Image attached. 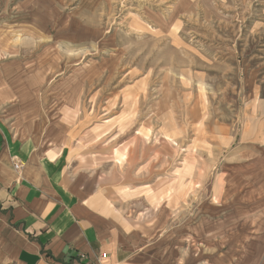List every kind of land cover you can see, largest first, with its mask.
<instances>
[{
    "label": "rangeland",
    "instance_id": "rangeland-1",
    "mask_svg": "<svg viewBox=\"0 0 264 264\" xmlns=\"http://www.w3.org/2000/svg\"><path fill=\"white\" fill-rule=\"evenodd\" d=\"M0 119L165 261L264 264V0H0Z\"/></svg>",
    "mask_w": 264,
    "mask_h": 264
},
{
    "label": "crops",
    "instance_id": "crops-1",
    "mask_svg": "<svg viewBox=\"0 0 264 264\" xmlns=\"http://www.w3.org/2000/svg\"><path fill=\"white\" fill-rule=\"evenodd\" d=\"M52 144L0 119V264H177L71 171L67 145Z\"/></svg>",
    "mask_w": 264,
    "mask_h": 264
},
{
    "label": "built area",
    "instance_id": "built-area-1",
    "mask_svg": "<svg viewBox=\"0 0 264 264\" xmlns=\"http://www.w3.org/2000/svg\"><path fill=\"white\" fill-rule=\"evenodd\" d=\"M20 167V165L18 164V165H16V168H19ZM107 256V254H103V257H106Z\"/></svg>",
    "mask_w": 264,
    "mask_h": 264
}]
</instances>
